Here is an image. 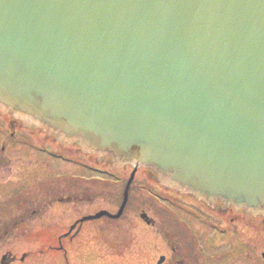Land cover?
I'll return each mask as SVG.
<instances>
[{
	"label": "water",
	"instance_id": "1",
	"mask_svg": "<svg viewBox=\"0 0 264 264\" xmlns=\"http://www.w3.org/2000/svg\"><path fill=\"white\" fill-rule=\"evenodd\" d=\"M0 109L264 215V0H0Z\"/></svg>",
	"mask_w": 264,
	"mask_h": 264
},
{
	"label": "flooded vegetation",
	"instance_id": "2",
	"mask_svg": "<svg viewBox=\"0 0 264 264\" xmlns=\"http://www.w3.org/2000/svg\"><path fill=\"white\" fill-rule=\"evenodd\" d=\"M23 123L15 120L11 115H6L0 112V242L2 243L10 234L20 228L30 230L29 222L35 219L43 218L45 212L50 207H55L61 196L59 192V185L53 186L47 190L44 187L46 180V173L53 175L57 179L56 170L52 167L42 163L45 158L43 152L44 144H39L36 135H43L38 130L30 131V135L22 136V131L26 130ZM34 136V137H33ZM58 143V142H57ZM59 144V143H58ZM53 152H56L52 148ZM53 162V161H52ZM106 164V163H105ZM45 166L47 171H45ZM132 169V168H130ZM132 172V170H131ZM130 172V174H131ZM143 172L146 179L144 184H133L130 191V198L135 194V188L140 193L136 194L142 196L145 201H149L154 195L160 194L159 203L151 202L150 206L151 215L143 214V209L139 212L138 222L139 226L147 229L152 235H149L148 249L144 252L148 253L150 257L148 264H159L160 257L164 256L165 261L162 264H216L209 258V251L204 244V232L212 234L214 226L222 229V232L216 231V236H219L220 246L229 247L228 251H224L223 259L229 257V263L224 264H264V215L254 216L252 213H246L244 210H237L232 205L226 206L218 201L213 207H209L204 201L198 200L195 197L181 196L175 191L165 190L156 182L157 174L150 169H140L139 173ZM136 181V180H135ZM54 182V181H53ZM123 181H117V183ZM153 182H155L153 184ZM54 193V195H53ZM57 193V196H55ZM149 197V199H148ZM158 199V198H157ZM130 202L127 205L129 206ZM59 207V206H58ZM127 210V209H126ZM125 210V211H126ZM98 211L89 212L87 215H92ZM138 212H136L137 215ZM82 215L76 218L69 228L63 234L55 237L53 233V240L56 241L51 244L47 243L48 248L60 251L68 260L70 247L77 249L84 245H89L93 238L87 241H78L77 245H73L77 239L80 238L86 230H93V234L97 237L98 234L106 235L103 240L106 241L104 246L118 247L120 243L112 242L109 239V232L119 236L124 230L120 225L115 228L113 223L121 221L120 219L113 220L108 217H102L96 220H87L81 222L80 220L87 216ZM15 220V223L13 221ZM89 222H93L89 229ZM98 222V223H96ZM112 222V224L110 223ZM176 225L177 231L172 227ZM28 226V227H27ZM225 227L224 229L221 227ZM29 228V229H27ZM37 228V227H36ZM35 228V233L42 232ZM43 229V228H42ZM34 232V231H32ZM90 232V231H89ZM218 232V233H217ZM91 233V232H90ZM179 234L182 238L185 234L189 237L188 242L190 246L186 250L181 249V245L173 246L175 234ZM160 236L164 242L163 250L165 252H158L161 248H157L156 237ZM94 236V237H95ZM213 236V235H212ZM116 239V238H115ZM197 240L202 241L203 249L200 251L197 248ZM226 240V243L225 241ZM155 242V243H154ZM54 244V245H53ZM42 245H45L44 242ZM216 245V244H214ZM212 246V244H211ZM210 246V247H211ZM208 247V246H207ZM88 248V250H89ZM216 248V246H214ZM113 250V249H112ZM92 251L89 252L91 259L87 261L93 263L95 260L101 259L104 254H99ZM96 255H95V254ZM193 256H192V255ZM76 257V256H75ZM78 257V256H77ZM96 259H95V258ZM80 260L78 257L77 263L74 258L75 264ZM199 261L200 263H197Z\"/></svg>",
	"mask_w": 264,
	"mask_h": 264
},
{
	"label": "rangeland",
	"instance_id": "3",
	"mask_svg": "<svg viewBox=\"0 0 264 264\" xmlns=\"http://www.w3.org/2000/svg\"><path fill=\"white\" fill-rule=\"evenodd\" d=\"M27 134L30 135V130L26 129L22 131V136ZM43 140L42 136L36 135L37 139L39 140V144H44V146L48 148H54L56 151H60L63 154H67L68 156L72 157L77 162H88L92 164L95 167L98 168H105L110 167L111 169H114L116 173H118L119 178L122 180H127L130 176V172L132 169L131 167H126L124 169L118 168L116 169L108 163V165L102 162L97 161V157L93 155L92 156H84L82 151L79 150V147L64 144L62 147L56 142L53 141V137H48L47 135L43 134ZM34 137V136H33ZM53 161V162H52ZM105 162V159H104ZM108 162V161H107ZM43 164H46L47 166L52 167L54 170H56L57 177H60V179L53 178L51 174H45L46 180L43 181L44 187L49 190V188H54L53 186L59 185V194L61 196V201L59 200L58 204L55 207H50L47 212H45V216L43 218L35 219L30 221L28 224L30 226V230H26V228H20L14 232L13 234H10L2 243L0 242V264L2 261V257L9 254L10 257H14L18 259L13 264H68L66 262L65 257L60 251L54 250L52 248H48L46 246L47 243H53V233H55V237L57 238L58 235L63 234L66 232L69 228V224H71L76 218L87 215L89 212H95L100 211L102 209L108 210L110 212L115 213L118 208L120 207V199L121 193L123 189V182L122 183H115L116 180V173H113L110 177H105V174L100 173L98 171H90L87 169V167H80V165H69L66 163H63L61 160L57 159H51L47 155H45V158L42 160ZM103 165V166H102ZM108 168V169H110ZM47 171V168L45 166V171ZM103 177V179H100V183H98V180H95L97 178ZM75 179V180H74ZM81 179L91 181V182H85L80 181ZM149 179L145 178V175L143 172L139 173L137 176V179L135 183L138 185L144 184L145 181H148ZM54 181V182H53ZM96 181V182H95ZM105 182V183H102ZM155 182H153L154 184ZM139 190H142L140 187ZM137 188H135V194H133L130 204L127 210L124 213V216L121 221L116 223H113L115 229H117L118 226H122L124 228L123 232L119 234V236H116L117 234L109 232V239L115 243H120L118 247H109L104 246L106 244L105 240L97 241L98 238L100 239L102 236L106 237V235L98 234L97 240L92 241L91 247L92 253H97V258H99V254H104L103 257H100L101 259L95 260L93 263L88 262V259H91L88 250L89 245H84L80 248L74 249L70 247V253L68 255L69 263L75 264V261L78 260L77 258L80 257L82 259H85L83 261H78V264H148L149 256L147 252H144V250L147 251L148 249V240L149 235L151 236L152 233L147 231L146 229H140L143 227L139 226L138 222V215L139 212L143 209V214L151 215L150 206H152L151 202H154L153 199H149V201H145L142 196H138L136 194L140 193ZM54 195V193H53ZM55 196H57V193H55ZM59 206V207H58ZM136 212L137 215H136ZM15 223V220L13 221ZM98 223V222H96ZM112 224V222H110ZM92 225H95L93 222H89L88 226L89 229L93 227ZM28 227V226H27ZM37 227V228H36ZM221 227V226H220ZM36 230L39 229L42 232L35 233ZM43 228V229H42ZM136 228H138L136 230ZM173 230L177 231L176 225L172 227ZM221 228H225L224 226ZM29 229V228H27ZM140 229V232H139ZM34 231V232H32ZM91 233H90V232ZM86 230L84 234L80 236L79 239L76 240V242L73 245H77L78 241H87L90 238L94 239L93 230ZM212 231V234H208L204 232V235H202L203 242L206 245V249L209 251V258L212 261H215L216 257V264H224L225 262L229 263V257L227 255L226 259H223L222 261V255L224 251H228L229 247L220 246L219 236H216V231ZM217 231L222 232V229L217 228ZM218 233V232H217ZM102 235V236H101ZM176 238H174V244L173 246H177L180 244L182 250H186L190 246L188 242H191L189 237L185 234V236L182 238L179 234H175ZM213 235V236H212ZM160 236L156 237V244L157 248H161V250H157L158 252H165L163 250L164 242ZM116 238V239H115ZM226 243V240H224ZM44 242L45 245H42ZM56 242V241H54ZM155 243V242H154ZM212 244V246H211ZM216 244V245H214ZM54 245V244H53ZM208 246V247H207ZM211 246V247H210ZM216 246V248H214ZM113 249V250H112ZM91 253V254H92ZM95 254V253H94ZM96 255V254H95ZM192 255V254H191ZM77 258H76V257ZM193 256V255H192ZM22 258H25L24 261H21ZM79 258V259H80ZM95 258V257H94ZM15 259V260H16ZM96 259V258H95ZM197 263H200L199 261H196ZM77 263V261H76ZM204 264H210V263H204Z\"/></svg>",
	"mask_w": 264,
	"mask_h": 264
}]
</instances>
